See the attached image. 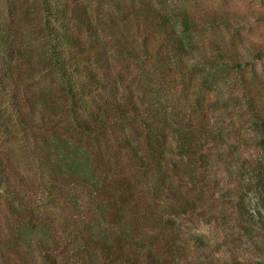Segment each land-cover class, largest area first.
I'll list each match as a JSON object with an SVG mask.
<instances>
[{"label":"trees","instance_id":"1","mask_svg":"<svg viewBox=\"0 0 264 264\" xmlns=\"http://www.w3.org/2000/svg\"><path fill=\"white\" fill-rule=\"evenodd\" d=\"M168 1L0 0V264H187L222 88L264 151V0Z\"/></svg>","mask_w":264,"mask_h":264},{"label":"rangeland","instance_id":"2","mask_svg":"<svg viewBox=\"0 0 264 264\" xmlns=\"http://www.w3.org/2000/svg\"><path fill=\"white\" fill-rule=\"evenodd\" d=\"M259 1L201 0L200 8L229 10L230 16L239 20L256 10ZM220 32V38L228 45L232 31ZM241 34L247 40L264 41L262 25L253 30L245 26ZM260 67L258 106L264 112V74ZM224 89L221 98L212 97L220 100L209 123L220 130V137L207 149L211 165L206 172V192L195 211L178 219L183 233H190L194 241L187 264H261L264 258V197L257 187L258 177L264 174V151L255 144L259 129L251 125L239 90L228 92ZM181 188L186 191L187 186ZM190 194L196 197L197 190ZM197 235L204 246L200 252L196 251Z\"/></svg>","mask_w":264,"mask_h":264}]
</instances>
